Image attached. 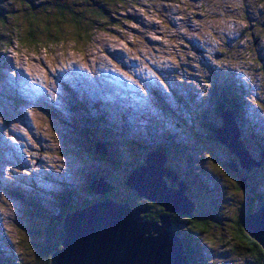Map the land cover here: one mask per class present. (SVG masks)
<instances>
[{
	"label": "rangeland",
	"instance_id": "374dc122",
	"mask_svg": "<svg viewBox=\"0 0 264 264\" xmlns=\"http://www.w3.org/2000/svg\"><path fill=\"white\" fill-rule=\"evenodd\" d=\"M50 1L79 18L94 9L107 16L88 40L77 41L66 23L60 39L23 45L12 27L22 3L0 0L11 10H0L8 16V26L0 27L7 32L6 42L0 39V264H43L45 229L65 202L69 209L108 196L125 202L134 194L124 189L122 170L159 148L178 179L189 181L196 215L221 222L203 237L185 231L196 264H251L234 216L249 207V195L257 201L264 192V169L246 171L239 162L234 172H250L249 193L237 190V177L216 170L207 157L223 162L232 154L208 138L205 123L223 124L216 88L229 86L240 98L241 128L248 136L252 131L246 148L262 160L264 147L253 143L264 141V27L261 35L255 26L264 25V0H29L42 13ZM100 145L106 153L96 150ZM94 176L113 186L110 195L91 192ZM28 198L43 211H32ZM148 214L142 217L150 220Z\"/></svg>",
	"mask_w": 264,
	"mask_h": 264
},
{
	"label": "water",
	"instance_id": "95a60500",
	"mask_svg": "<svg viewBox=\"0 0 264 264\" xmlns=\"http://www.w3.org/2000/svg\"><path fill=\"white\" fill-rule=\"evenodd\" d=\"M222 116L223 124L214 130L219 142L239 159L243 168L261 167L264 157L255 159L240 140L235 114L227 109ZM100 146H95L96 150L106 153ZM167 163L164 152H152L127 179L128 186L140 196L164 208L159 220L144 219L142 213L148 211L146 208L118 202L111 196L83 208L72 207L58 227L61 247L53 252L51 264H190L171 215H193L197 202L188 194L189 186L178 179L177 172ZM237 164L231 163L230 169L237 171ZM169 180L178 187L169 185ZM242 186L247 188L246 179ZM90 189L105 196L114 188L100 177L91 182ZM243 226L264 251V200L243 219Z\"/></svg>",
	"mask_w": 264,
	"mask_h": 264
},
{
	"label": "trees",
	"instance_id": "16d2710c",
	"mask_svg": "<svg viewBox=\"0 0 264 264\" xmlns=\"http://www.w3.org/2000/svg\"><path fill=\"white\" fill-rule=\"evenodd\" d=\"M19 3H22V14L20 17H17V19L15 21H17L12 27L14 29V32L20 36V40L22 41L21 43L23 45H36L41 44L42 42H40L41 40H47L48 41H55L57 39H60L61 35L64 34V28L63 26L68 23L71 24V26H73V36L76 38L77 41H85L88 40L91 36L90 34L92 33V31H94V29H96L98 27V25L100 24V22L102 23V18H105V16H107V13L104 9H94V10H90L91 11V15H88L87 17H81L79 18L77 12H73L68 10L67 8H69L67 5H63L61 3H54L52 1H50V5L48 6V8H43L41 5L40 7L43 8V13H42V9L41 11H38L36 8H33V5L31 4V2H29V0L24 1V0H16ZM109 1H116V3L118 2V0H107ZM79 2V1H78ZM83 2H88V0H83ZM4 9L9 10V8H1V11H5ZM36 10V11H35ZM7 13V12H6ZM5 14H1L0 15V27H7L8 26V20ZM11 17V16H10ZM102 19V20H101ZM264 22V21H263ZM255 26L257 27L259 33L262 35V31H263V27L264 25H260V23H255ZM91 32V33H90ZM5 33H1L0 34V39H1V43H5L6 40V34ZM55 34V36H53ZM53 37H55L53 39ZM221 51H223L221 49ZM213 79V78H212ZM207 84V83H206ZM216 91L218 92V97H220V102H219V109L221 111H223V109L225 110V108L227 107L226 103L229 105L227 107L228 110H232L235 112V124L237 125V127H239V131L241 133L240 136V140L243 141V143L246 144L251 142L252 138L250 136L247 135L246 131L241 128V109L240 106L238 104V98L239 96L236 97V100L234 99V96L231 95V88L228 86L227 88H222L221 86L216 88ZM222 93V94H221ZM226 95L229 99H226V97L224 96ZM238 98V99H237ZM251 100L255 101L258 105L260 104L259 102H257V99H253V97H249ZM216 113V112H215ZM213 113V114H215ZM93 120V119H92ZM217 125H215L212 121L210 122H206L205 125L207 126V128L209 129V137L211 141H213V139H216V142L219 140L217 139L216 135H215V129L217 127H219L218 123H216ZM95 127V126H94ZM93 131L96 130V128H91ZM95 129V130H94ZM86 131L92 133L90 131V129L87 127L85 129ZM97 133V132H95ZM217 142V143H218ZM223 144V143H222ZM164 147V146H163ZM174 147V146H173ZM225 147V146H224ZM226 148V147H225ZM160 150H162L164 153H167L166 149L160 148ZM226 150H228L226 148ZM176 151V150H175ZM232 154V153H231ZM233 156H235L234 154L229 155V160L228 161H223V162H219L216 161L213 158V155L210 153H207V157L211 160V164L214 166V168L216 170H219L221 173H225L227 175H232V176H236L237 179L235 181V188L237 190H241L244 193H249L246 188H243L242 186V180L246 179V184L248 185V181L247 178H249V173H247L246 171H242L243 169L240 168V170L235 173L234 171H232L230 169V164L231 161L235 159H232ZM263 155H261L262 157ZM144 159V158H143ZM137 160V161H133V163L130 164V167L126 170H122L125 173L124 176V181H123V186L125 190L130 191L131 193H133L134 195L130 197H128L127 199H125V202H129L132 206H142L140 203H136L134 202V197L136 196L137 199H140V201H145L147 203V205H149V208L147 206H142L144 208H146L147 210H149V214L147 215L148 218H150V220H159L160 216L162 214H164V208L159 205L157 202L151 201L150 199L140 196L138 194L137 191L133 190L132 188H130L127 184V179L129 177V175L136 170L137 168H139L141 165H143L145 163V160ZM231 160V161H230ZM236 163L239 164V159H236ZM117 164L122 165V162L120 161H116ZM168 165V163H167ZM169 166V165H168ZM171 167V166H169ZM214 168L211 166L210 169ZM262 169H264V163H262ZM114 172L115 170H120L117 166L116 168H113ZM171 169H173L175 172H177V169L175 167L172 166ZM107 171V173L109 174V172L111 171L110 169L105 170ZM104 171L103 176L106 175L107 173ZM113 173V172H112ZM95 177V176H94ZM102 176H98L93 178H100ZM106 177V176H104ZM253 180V179H252ZM251 181V180H250ZM169 185H171L172 187H178V185H172L170 184L171 181H168ZM259 181V184H262L264 182ZM185 183L189 184L188 180H185ZM190 185V184H189ZM90 188V184L88 185ZM249 186V185H248ZM228 187V186H227ZM91 190V189H90ZM92 192V191H91ZM116 193V192H115ZM114 193V195H116ZM18 194L24 198L23 193L18 192ZM117 196V195H116ZM30 199L28 202L31 205V209L32 211H37L38 213L43 211V208L40 207L38 200L36 199H32V198H28ZM249 207H247L246 209H244L242 211V213L240 212L238 215L236 214V216H234V228H235V236L240 239V247L243 248L244 250H246L250 256H252V258H254L256 260V264H262L263 259H264V251L261 247V245H259V243L253 239L249 233L245 230L244 226H243V219L254 212V208L255 205L258 204L259 200H264V192L262 194H256V200L255 198H252L249 195ZM102 200V199H100ZM95 202V201H94ZM94 202H90L87 201L86 205H90ZM65 209L63 210V212L57 216L56 219H54L53 221H55V225L52 226L50 225L48 228L45 229L46 233H48V235H50L48 239H46V242H44L45 244H43L42 249L44 247L45 252H44V261L43 264H51L52 262V254L53 252H55V250H57L58 248L61 247V243L58 237L59 236V231H58V227L60 224H62V222L64 221L65 215L69 210V202H65ZM215 213V211H214ZM182 216V217H181ZM172 220L174 221V228L176 233L183 239L185 247H186V252L190 258V264H196V256L194 254L195 250L192 248V244H190V241L188 239L187 236H191L190 234H187L185 231L186 230H190V232L192 233H198V235H200L201 237H203L205 234L209 233L212 228L216 227L218 224H221V222L219 221V219L211 217H198L197 215H181L178 213H174L171 215ZM147 219V218H146ZM215 223V224H213ZM181 226V228H179ZM194 236V234H193ZM200 237V238H201ZM54 242V244H52ZM12 260H14V258H11ZM16 262V261H15ZM17 264H24L23 261L19 260L17 262ZM42 264V263H41ZM255 264V263H254Z\"/></svg>",
	"mask_w": 264,
	"mask_h": 264
},
{
	"label": "flooded vegetation",
	"instance_id": "af4514ba",
	"mask_svg": "<svg viewBox=\"0 0 264 264\" xmlns=\"http://www.w3.org/2000/svg\"><path fill=\"white\" fill-rule=\"evenodd\" d=\"M255 143H257L258 144V147L257 146H255V148H257V149H260V148H262L261 146H262V144L261 143H259V142H254L253 144H255ZM257 157H259V153H256V151L254 150V151H252ZM260 157H261V154H260ZM145 159V158H144ZM259 159V158H258ZM169 161V160H168ZM169 165V164H168ZM170 184H172V185H176L177 183H173V182H171ZM188 194H190V192H189V189H188ZM144 203V206H147L148 208H149V205H147V203L144 201L143 202ZM199 207V206H198ZM149 211V210H148ZM197 213H195L194 212V215H196ZM179 228H181V226L179 227ZM182 229V228H181ZM256 264L257 262H256V260L253 258L252 259V262H251V264Z\"/></svg>",
	"mask_w": 264,
	"mask_h": 264
},
{
	"label": "bare ground",
	"instance_id": "6f19581e",
	"mask_svg": "<svg viewBox=\"0 0 264 264\" xmlns=\"http://www.w3.org/2000/svg\"><path fill=\"white\" fill-rule=\"evenodd\" d=\"M107 74V73H106ZM111 74L113 75V76H115V77H117V78H120L119 76H117L116 74L114 75V73H112L111 72ZM74 82V81H73ZM84 84V83H83ZM87 86V85H86ZM111 86V85H110ZM93 88V87H92ZM101 88V87H100ZM92 91H94V90H92ZM132 92V91H131ZM97 93V92H96ZM98 94V93H97ZM102 94V93H101ZM103 94H104V92H103ZM92 95V94H91ZM131 95V94H130ZM136 95V94H135ZM96 96V95H95ZM134 95H132V97H133ZM131 97V98H132ZM102 99L104 98V96L102 95V97H101ZM105 99V98H104ZM103 99V100H104ZM133 99H131V101H132ZM104 101H106V100H104ZM143 103V102H142ZM143 106V105H142ZM125 107L127 108V106L125 105ZM71 173V172H70ZM70 175V174H69ZM74 176V175H73ZM75 177V176H74ZM71 178V177H70ZM74 181V180H73Z\"/></svg>",
	"mask_w": 264,
	"mask_h": 264
}]
</instances>
